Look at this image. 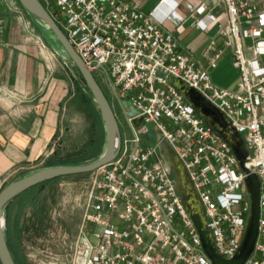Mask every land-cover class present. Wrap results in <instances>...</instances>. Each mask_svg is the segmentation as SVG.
<instances>
[{
	"label": "built area",
	"instance_id": "built-area-1",
	"mask_svg": "<svg viewBox=\"0 0 264 264\" xmlns=\"http://www.w3.org/2000/svg\"><path fill=\"white\" fill-rule=\"evenodd\" d=\"M39 1L86 68L103 71L134 135L122 139L114 161L92 173L72 264H213L160 152L163 141L193 183L219 255H237L251 209L246 175L170 77L199 91L243 138L245 167L260 181L259 234L245 264H264V0H219L227 8L224 23L207 12L206 1L187 3L195 25L207 31L216 24L224 40L211 39L202 58L182 49L165 28L168 21L176 27L186 22L172 11L160 13L169 2L175 11L177 2L162 0L147 13L127 0ZM226 53L239 72L234 87L212 78ZM139 122L160 134L156 145L142 146Z\"/></svg>",
	"mask_w": 264,
	"mask_h": 264
},
{
	"label": "crops",
	"instance_id": "crops-1",
	"mask_svg": "<svg viewBox=\"0 0 264 264\" xmlns=\"http://www.w3.org/2000/svg\"><path fill=\"white\" fill-rule=\"evenodd\" d=\"M127 1L138 4L149 13L162 0ZM171 1L179 3L178 8L174 11L172 2H169L160 7V13L172 11L186 19L181 27L170 21L165 24V28L179 39L182 49L202 58L211 39L223 44L216 24L203 31L195 25L186 9L187 3L197 6L206 1L207 12L224 23L227 8L223 2ZM36 25L17 0H0V181L54 162L55 151L61 146L64 110L74 94L72 77L66 75L64 65L43 46L36 35ZM228 57L226 53L219 67H227L228 62L230 68H235L227 61ZM218 74L212 71V78L214 75L220 77ZM236 83L227 87H234ZM105 85L114 96L107 81Z\"/></svg>",
	"mask_w": 264,
	"mask_h": 264
},
{
	"label": "water",
	"instance_id": "water-1",
	"mask_svg": "<svg viewBox=\"0 0 264 264\" xmlns=\"http://www.w3.org/2000/svg\"><path fill=\"white\" fill-rule=\"evenodd\" d=\"M18 2L35 21L50 32L53 40L59 45L66 57L73 62L83 76L104 123L106 146L103 154L92 162L82 165L50 166L38 169L13 181L0 192L1 264H16L8 244L5 228L6 209L13 200L43 183L67 176L93 173L114 161L119 155L122 146L120 126L110 101L94 74L86 68L81 57L70 44L61 28L39 0H18ZM169 84L192 106L197 115L200 116L207 125L211 126L231 147L233 153L240 162L242 172L246 175L245 183L251 206L250 214L240 249L233 259L227 260L219 255L215 247L214 237L212 231L208 227L204 207L182 162L167 141L161 143L160 152L170 172L174 176L177 190L201 237L203 248L207 256L213 264H245L255 249L259 234L260 181L257 175L251 173L245 167L248 151L245 147L244 140L234 129L230 120L227 119L220 110L213 106L199 91L190 87L184 81L174 77H170ZM122 105L129 111L130 116H137L138 112L131 105L130 101H123Z\"/></svg>",
	"mask_w": 264,
	"mask_h": 264
},
{
	"label": "rangeland",
	"instance_id": "rangeland-1",
	"mask_svg": "<svg viewBox=\"0 0 264 264\" xmlns=\"http://www.w3.org/2000/svg\"><path fill=\"white\" fill-rule=\"evenodd\" d=\"M36 24V35L44 43L43 46L54 59L64 65L66 75L72 77L73 93H76L77 83L84 89L75 69L76 66L53 40L50 32L37 21ZM227 61L233 64L231 55ZM230 67L227 62V67L221 66L214 70L220 76H213L214 83L227 87L236 82L239 72ZM102 72L97 70L93 74L114 109L122 139L130 140L134 137L133 131L121 112L120 104L105 85L106 77ZM73 99L74 97L71 96L64 110L61 146L58 150L61 156L66 157L75 154L74 151L77 149L74 146H81L87 138L86 119L78 111ZM139 125L142 126L144 133L141 134L142 146L156 145L160 136L157 130L141 122L138 123ZM46 167H49L48 164L39 165L36 169L22 171L6 181H0V192L13 181ZM91 177L92 173L63 177L26 192L9 204L6 209L5 228L6 230L9 228V245L18 260H25L26 264H72L86 209L85 203ZM7 218L9 225H7Z\"/></svg>",
	"mask_w": 264,
	"mask_h": 264
},
{
	"label": "trees",
	"instance_id": "trees-1",
	"mask_svg": "<svg viewBox=\"0 0 264 264\" xmlns=\"http://www.w3.org/2000/svg\"><path fill=\"white\" fill-rule=\"evenodd\" d=\"M18 2V0H17ZM19 3V2H18ZM20 4V3H19ZM21 6V4H20ZM22 7V6H21ZM59 46V45H58ZM79 80L81 84L83 85L84 89L80 84L77 83V89L76 93L73 94L74 97V103L76 104V107L78 111H80L87 122L86 127V140L81 144V146H74L77 151H74L75 154L61 156L59 151H55V159L54 162H49L48 166H66V165H82L90 161H94L98 159L104 152L105 146H106V131L104 127V123L101 117V114L99 110L97 109V106L93 100V97L87 87V84L85 80L83 79V76L75 67ZM79 147V148H78ZM79 149V150H78ZM60 179V178H59ZM58 180V179H56ZM54 181V180H53ZM53 181H49L46 183H43L41 185H38L33 189H36L39 186L46 185L47 183H51ZM29 190V191H31ZM27 191V192H29ZM26 194V192L24 193ZM23 194V195H24ZM21 195V196H23ZM20 196V197H21ZM9 219L7 218V225H9ZM6 236L9 241V228L6 230ZM10 250L13 254V257L15 259L16 264H26V261L24 260H18L15 256L14 250L11 248V245H9Z\"/></svg>",
	"mask_w": 264,
	"mask_h": 264
}]
</instances>
